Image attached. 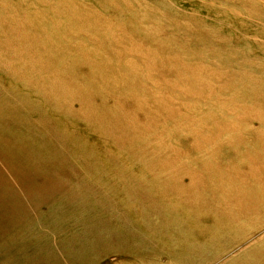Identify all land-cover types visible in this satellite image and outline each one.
<instances>
[{
    "label": "rangeland",
    "instance_id": "1",
    "mask_svg": "<svg viewBox=\"0 0 264 264\" xmlns=\"http://www.w3.org/2000/svg\"><path fill=\"white\" fill-rule=\"evenodd\" d=\"M18 33L31 48L14 49ZM34 53L74 95L47 99L36 77L52 75ZM253 115H264V0H0V264H264ZM234 120L249 136L216 149ZM217 159L230 172L199 200L195 182L178 192L176 176L201 181ZM250 166L257 182L239 181Z\"/></svg>",
    "mask_w": 264,
    "mask_h": 264
},
{
    "label": "bare ground",
    "instance_id": "2",
    "mask_svg": "<svg viewBox=\"0 0 264 264\" xmlns=\"http://www.w3.org/2000/svg\"><path fill=\"white\" fill-rule=\"evenodd\" d=\"M76 13L78 14V12H76ZM76 13H75V15H76ZM78 19H80V18H77V20ZM26 37L27 36H25V34L18 33L15 36L14 41H11V42H13L15 44L14 49H16L17 51L20 52L21 50H25V49L31 48L32 47L31 44L25 43L26 41H21V40H24ZM8 43H10V42H8ZM7 49H8V51H10L11 50V47H7ZM43 59L44 58L41 57L39 55V53H36V54L34 53V56L32 58L33 64L35 63L36 64V67L37 66H40V68L43 70L44 73H46L47 75L48 74L49 75H52V78H50L49 81L45 77H43L42 75H40L39 73H38V75L36 77V80H39V82L36 83V85H38L39 87H43L42 90L45 93L44 95L47 97V99L48 100L49 99H52V100L54 99L55 101H59L58 98H57V94L58 95H62L64 97H67V95L69 96L70 94H71V96L74 95L75 92H76L77 86L74 85V87L72 89L69 88L68 83L65 82V79L68 77V75H66V73L64 71H61V70L55 72V70L53 69L52 65H48V64L45 65V62H44ZM181 69H187L185 63H177V65L172 68V71H174L175 73L179 74V72H180ZM185 78H187V77H185ZM187 79H188L187 80V83H191L192 81H194V79L193 80L192 79H189V78H187ZM197 80H198V77H197ZM53 90H55L53 92V96H50V94H51V92ZM88 103L89 102H86V105L87 106L85 105V108L86 109H89L87 111V115H90L89 112H94L95 109H93V107H91L92 106V103L91 104H88ZM7 107H12L13 110H15V108L13 106H11V105H7ZM95 115L98 116V119H101V120L108 119L109 120V125L115 126L114 123L116 121H114L111 118H108L106 116V114H103L102 113L101 115H99L96 112ZM244 117L245 116H238V118H241V119L244 118ZM253 117H254V119H258L260 123L262 121H264V115H257V116L253 115ZM195 124L198 125L200 128H203V127H201L202 126V120L197 121ZM241 127L242 126L240 124H238L237 120L232 121V124H230V123L229 124H226L225 127H224V134H219V135H222V136H218L217 137V148L216 149H219L220 150L221 147H222L221 144L223 142L224 143L231 144V145H234V144L235 145H238L240 143L239 140H237V138H233L236 135L235 130H238V131H241L243 133H246L249 136L248 131L251 128L245 126V128L241 129ZM110 128L113 129L112 126ZM262 129H263V127H262ZM256 134H259L260 136L262 135L260 132H257ZM196 136L202 137V130L201 129L198 130V132L196 133ZM247 157H248V155L245 156L246 159H247ZM246 159L239 161L240 164H243V165L247 166L250 162L247 161ZM236 160H237V158L234 159V161H236ZM220 163H221L220 160L217 159V173L216 172H213V170H212L213 168L211 167V166H213L212 164H210V163H203L201 168L203 170H205L206 173L209 174V175L208 176H201V179L202 180L201 181H198V177L200 176V174H199L198 177H196V176L194 177L195 178V181L194 180H191L185 186L183 185L184 183L181 182L183 176H181V175L176 176L175 177L176 182L179 181L180 184H181L180 185L181 188L178 189V192H182V191H184L186 189H192L193 188L192 182H195V186H196V188L198 190H191L190 195H193V200L194 201L199 200V196L197 194L199 193V191H202V189L206 190V184H205V182H207L208 179H210L212 176L214 177L215 174H218L219 173V170H223V172H225V173L230 172L228 167L220 166L219 165ZM251 169L254 171V173L252 172ZM260 169L263 170V168H260ZM241 172H240L239 177H238L239 181H246V182H248V180H250V178L251 179L254 178V181L257 182V179L255 178L257 176L256 169L253 168V166H250L248 168L247 173H241ZM191 177L192 176H190V178ZM212 180H213V178H212ZM217 188H219V187H217ZM229 190H232V189L229 188ZM229 190L226 189V190H224V192L227 193ZM236 191L237 192H240L241 190H239L238 188H236ZM11 192H12V195H13V191H11ZM179 195L183 198V195L182 194H179ZM235 199H237V197H235ZM167 211L168 210H163L161 216L164 215V213H166ZM101 227H105V226H101ZM4 250H6V249H4ZM254 260H256V258ZM11 261H12V259H10V260L7 259V260L3 261L1 264H11ZM249 263H251V261Z\"/></svg>",
    "mask_w": 264,
    "mask_h": 264
}]
</instances>
